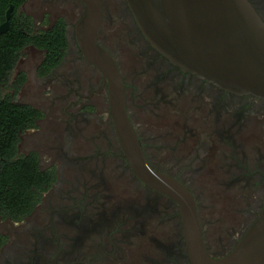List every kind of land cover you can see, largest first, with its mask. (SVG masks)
<instances>
[{
    "label": "flooded vegetation",
    "instance_id": "1",
    "mask_svg": "<svg viewBox=\"0 0 264 264\" xmlns=\"http://www.w3.org/2000/svg\"><path fill=\"white\" fill-rule=\"evenodd\" d=\"M57 1L68 2V12L78 2L84 12L79 0ZM117 2L135 50L130 52L131 61L122 64L100 41L106 21L104 0L97 42L121 71L127 114L148 164L190 190L198 215L194 188L203 181L261 187L263 200L256 218L264 205V154L247 162L244 149L247 140L264 132V99L227 91L172 64L146 40L126 0ZM249 2L264 22V0ZM65 18L58 19L66 24L67 50L50 73L39 74L45 51L29 46L42 52L36 66L40 78L54 74L69 53L89 64L76 42L75 26L70 29ZM100 80V89L82 99L104 93L101 103L108 113L109 131L103 137L105 149L101 143L92 153L86 148L78 153L68 149L58 167L39 164L53 171V181L31 213L16 221L7 219L15 232L1 234L5 240L0 245V264H189L178 205L134 174L115 133L102 75ZM82 113L85 119L94 115L91 106ZM201 225L213 257L227 254L247 229L231 248L212 253Z\"/></svg>",
    "mask_w": 264,
    "mask_h": 264
},
{
    "label": "water",
    "instance_id": "2",
    "mask_svg": "<svg viewBox=\"0 0 264 264\" xmlns=\"http://www.w3.org/2000/svg\"><path fill=\"white\" fill-rule=\"evenodd\" d=\"M79 1L84 12L74 27L78 47L106 82L115 133L134 174L178 205L189 264H264V205L227 254L208 253L192 193L151 168L131 125L121 71L97 42L104 19L102 0ZM126 2L146 40L172 64L227 91L264 99V22L249 0ZM12 10L10 6L0 34L8 31Z\"/></svg>",
    "mask_w": 264,
    "mask_h": 264
},
{
    "label": "rangeland",
    "instance_id": "3",
    "mask_svg": "<svg viewBox=\"0 0 264 264\" xmlns=\"http://www.w3.org/2000/svg\"><path fill=\"white\" fill-rule=\"evenodd\" d=\"M104 3L106 21L100 41L122 64L128 63L131 61L130 52L135 51L130 41L128 23L117 0H104ZM73 4L74 8L68 12V2L28 0L22 11L34 19L35 29L46 30L58 18L65 17L71 29L82 15V11L78 9L79 3ZM41 58L42 52L25 48L8 77V83L1 91L2 94H11L16 101L31 104L42 112L41 119L32 128L21 133L18 153H36L41 167L46 168L58 167L63 153L68 149H75V153H78L80 149L86 148L88 153H92L100 143L105 149L106 140L103 137L109 131L106 125L108 113L101 103L104 93L96 92L91 99H82V96L89 95L92 90L100 89V72L89 64L77 61L76 56L69 53L54 74L48 78H40L36 66ZM21 72L26 75L25 83L14 88L13 82ZM87 106H91L94 115L85 119L82 112ZM262 133L258 139L247 140L244 149L249 156L247 162L264 154V132ZM108 146L111 147V144ZM200 184L194 191L198 197L199 216L208 249L212 253H221L231 248L233 240H238L255 218L256 211L261 207L258 204L263 200L260 194L262 188H241L240 182L231 186L206 181ZM11 232H15L12 224L0 218V234L9 236Z\"/></svg>",
    "mask_w": 264,
    "mask_h": 264
},
{
    "label": "trees",
    "instance_id": "4",
    "mask_svg": "<svg viewBox=\"0 0 264 264\" xmlns=\"http://www.w3.org/2000/svg\"><path fill=\"white\" fill-rule=\"evenodd\" d=\"M28 0H0V24L13 6L8 31L0 34V218L19 220L31 213L42 193L53 181L51 169H42L38 155L18 153L20 135L32 128L42 112L32 105L2 94L20 53L33 46L45 51L39 74L50 73L67 50L66 24L62 19L46 30L35 29L31 16L22 11ZM26 75L21 72L13 87L22 86ZM5 237L0 234V245Z\"/></svg>",
    "mask_w": 264,
    "mask_h": 264
}]
</instances>
